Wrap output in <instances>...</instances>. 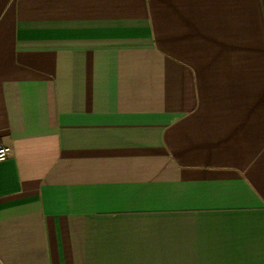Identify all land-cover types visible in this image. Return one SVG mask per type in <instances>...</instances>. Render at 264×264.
<instances>
[{"label": "crops", "instance_id": "crops-1", "mask_svg": "<svg viewBox=\"0 0 264 264\" xmlns=\"http://www.w3.org/2000/svg\"><path fill=\"white\" fill-rule=\"evenodd\" d=\"M0 264H264V0H0Z\"/></svg>", "mask_w": 264, "mask_h": 264}, {"label": "built area", "instance_id": "built-area-1", "mask_svg": "<svg viewBox=\"0 0 264 264\" xmlns=\"http://www.w3.org/2000/svg\"><path fill=\"white\" fill-rule=\"evenodd\" d=\"M12 152V148L8 145L0 143V163L8 159Z\"/></svg>", "mask_w": 264, "mask_h": 264}]
</instances>
